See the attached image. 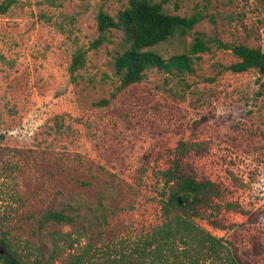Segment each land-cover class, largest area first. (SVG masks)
<instances>
[{
  "label": "rangeland",
  "instance_id": "rangeland-1",
  "mask_svg": "<svg viewBox=\"0 0 264 264\" xmlns=\"http://www.w3.org/2000/svg\"><path fill=\"white\" fill-rule=\"evenodd\" d=\"M128 3L18 0L0 15V238L31 254L48 233H74L39 230L46 211L69 208L94 238L138 241L163 222L161 172L185 141L199 147L183 160L184 173L221 193L196 222L242 264H264V76L227 71L238 59L213 43L264 51V0H168L169 14L200 10L206 18L158 52L186 53L196 37L211 42V51L198 55L193 73L151 70L119 92L122 33L111 30L98 50L90 44L100 10L116 17ZM79 48L88 51L86 67L73 83ZM103 99L110 105H97Z\"/></svg>",
  "mask_w": 264,
  "mask_h": 264
},
{
  "label": "trees",
  "instance_id": "trees-1",
  "mask_svg": "<svg viewBox=\"0 0 264 264\" xmlns=\"http://www.w3.org/2000/svg\"><path fill=\"white\" fill-rule=\"evenodd\" d=\"M18 0L0 3V15L17 4ZM168 0H129L128 7L114 17L104 10L97 15L99 35L90 44L98 50L109 42L111 30L120 31L126 49L115 59L114 67L119 77L116 91H124L141 83L149 71L158 70L179 76L194 72V60L200 54L211 51V42L196 37L186 53L165 58L158 48L173 38L186 39L206 16L197 10L191 16L181 17L165 11ZM213 43L218 48L232 51L238 59L225 67L236 74L257 70L264 76V51L245 45L229 46L219 40ZM87 50L79 48L73 55L69 68L71 81L77 83L78 72L86 67ZM115 96V95H114ZM110 99H103L97 105L107 107ZM199 146L180 141L173 164L161 172L168 189L161 202L163 222L147 232L138 241L106 243L103 234L94 238L83 226L81 216L73 210L50 209L39 220L41 233L50 226H68L70 232H51L46 240L31 248V254L23 255L11 241L0 238L1 264H242L226 242L202 229L196 222L199 211L221 193L210 180H198L196 176L184 173L182 162ZM227 209L234 204H227ZM75 212V211H74ZM106 223V218H102ZM217 225V224H216ZM123 242V243H122Z\"/></svg>",
  "mask_w": 264,
  "mask_h": 264
}]
</instances>
